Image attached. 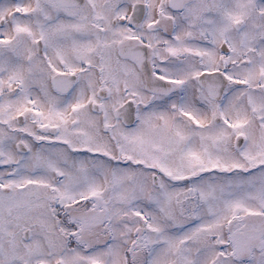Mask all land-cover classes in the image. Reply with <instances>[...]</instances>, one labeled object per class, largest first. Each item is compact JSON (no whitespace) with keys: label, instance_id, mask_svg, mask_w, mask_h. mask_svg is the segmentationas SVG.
Segmentation results:
<instances>
[{"label":"snow or ice","instance_id":"snow-or-ice-1","mask_svg":"<svg viewBox=\"0 0 264 264\" xmlns=\"http://www.w3.org/2000/svg\"><path fill=\"white\" fill-rule=\"evenodd\" d=\"M0 264H264V0H0Z\"/></svg>","mask_w":264,"mask_h":264}]
</instances>
